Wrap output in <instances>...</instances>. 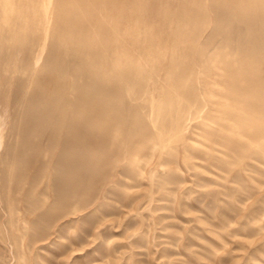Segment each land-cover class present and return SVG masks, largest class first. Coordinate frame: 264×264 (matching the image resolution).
Returning a JSON list of instances; mask_svg holds the SVG:
<instances>
[{"label": "rangeland", "instance_id": "1", "mask_svg": "<svg viewBox=\"0 0 264 264\" xmlns=\"http://www.w3.org/2000/svg\"><path fill=\"white\" fill-rule=\"evenodd\" d=\"M248 1L0 0V264H264Z\"/></svg>", "mask_w": 264, "mask_h": 264}, {"label": "bare ground", "instance_id": "2", "mask_svg": "<svg viewBox=\"0 0 264 264\" xmlns=\"http://www.w3.org/2000/svg\"><path fill=\"white\" fill-rule=\"evenodd\" d=\"M99 1V0H98ZM193 1V0H192ZM68 2V1H67ZM107 2V1H106ZM252 2H255V0H249L247 3H245L242 7H243V9L245 8V10L246 9H248V8H250V7H252V6H255V8H258V9H261V10H264V7L263 6H257L255 3H252ZM81 3H82V1H81ZM60 4L62 5V1L60 2ZM67 4H69V3H67ZM99 4V3H98ZM103 4V3H102ZM107 4V3H106ZM84 5V4H83ZM97 5V4H96ZM185 5V4H184ZM63 6L64 7H67V5H64L63 4ZM95 6V5H94ZM98 6H100V5H98ZM83 7V6H82ZM61 8V7H60ZM68 9V8H67ZM78 9V8H77ZM90 9V8H89ZM60 10V9H59ZM87 10V9H86ZM98 10H99V8H98ZM104 10H105V8H104ZM108 10V9H107ZM64 11V8L62 9V12ZM68 11V10H67ZM66 11V12H67ZM74 11H75V9H74ZM73 11V12H74ZM103 11V10H102ZM69 12V11H68ZM67 12V13H68ZM92 12V11H91ZM90 12V13H91ZM75 13V12H74ZM84 13V12H83ZM262 13V12H261ZM70 14H72V12L70 13ZM63 15V14H62ZM261 15H263V14H261ZM72 16H73V14H72ZM76 16V15H75ZM75 16H73V17H75ZM85 16V15H84ZM94 16V15H93ZM107 16V15H106ZM92 18V17H91ZM95 18V17H94ZM103 18V17H102ZM253 18V17H252ZM74 19V18H73ZM76 19V18H75ZM96 19V18H95ZM264 19V18H263ZM61 20V19H60ZM77 20V19H76ZM62 21V20H61ZM95 21V20H94ZM99 21V20H98ZM79 22V21H78ZM60 23V22H59ZM94 24V23H93ZM87 25V24H86ZM104 25V24H103ZM60 26V25H59ZM91 26V25H90ZM76 28V27H75ZM92 28H93V26H92ZM98 28V27H97ZM94 29V28H93ZM109 29V28H108ZM97 32V31H96ZM103 32V31H102ZM107 32V35H108V31H106ZM106 34V33H105ZM104 34V35H105ZM84 35H86V34H84ZM95 35H96V33H95ZM100 35V34H99ZM97 36V35H96ZM99 37V36H98ZM104 37V36H103ZM102 37V38H103ZM101 38V39H102ZM106 38H108V37H106ZM105 38H103V40H104ZM116 40V42H119L118 43V46H119V54L118 55H120L121 57H119L117 60V66H122V64L124 63V61L122 60V43L119 41V38L118 37H116L115 38ZM106 40V39H105ZM101 43V42H100ZM103 43V42H102ZM104 45V44H103ZM113 49V48H112ZM115 49V48H114ZM111 54V53H110ZM109 54V55H110ZM209 95L210 96H212V98H214V99H216V103H219V104H221V107H223V106H225L226 107V110H227V112L228 113H231V112H233V109L232 108H230L225 102H223L222 100H219V95H218V93L216 92V91H214V90H211L210 92H209ZM213 101V100H212ZM211 101V102H212Z\"/></svg>", "mask_w": 264, "mask_h": 264}]
</instances>
